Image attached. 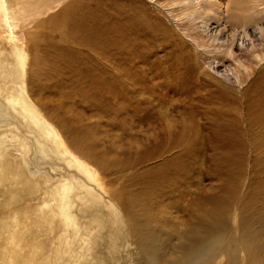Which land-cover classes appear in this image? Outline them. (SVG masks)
<instances>
[{"label": "rangeland", "instance_id": "1", "mask_svg": "<svg viewBox=\"0 0 264 264\" xmlns=\"http://www.w3.org/2000/svg\"><path fill=\"white\" fill-rule=\"evenodd\" d=\"M5 1L21 15L16 56L8 38L0 42V264H264V141L242 95L264 60L236 48L254 73L234 84L245 75L229 56L232 29L217 41L215 22L191 18L186 0ZM214 1L235 24L255 0ZM259 4L260 17L251 15L264 28ZM135 13L168 32L134 34ZM171 53L199 68L175 77ZM108 79L126 82L131 100L116 103L111 83L101 92ZM19 87L40 126L12 104ZM222 92L241 104L221 101ZM237 119L243 145L213 141L215 122ZM204 212L239 235L198 252L175 248L171 236L200 229Z\"/></svg>", "mask_w": 264, "mask_h": 264}, {"label": "bare ground", "instance_id": "2", "mask_svg": "<svg viewBox=\"0 0 264 264\" xmlns=\"http://www.w3.org/2000/svg\"><path fill=\"white\" fill-rule=\"evenodd\" d=\"M259 1L260 0L253 1L252 7L250 9L247 8L248 10L245 9L247 11H243V12L241 11L242 16L240 15L241 17H239L238 23H235V24H232V23L236 19L232 18L233 21L231 19L230 20L224 19V17L221 15V13L218 12L220 7L214 8V7H216V6H214V4H215L214 0H186V1H184V3L181 2L182 5L185 7L186 6H188V7L195 6V9L192 11V14H189V15L191 16V18H194V20H196V21L198 20V22H201V24H203L205 27L211 26L210 22L212 20L215 22V24L217 26L216 31L218 32V33L216 32V34L218 36L216 38L217 41L222 40V38L220 37L222 34H224L223 33L224 31L221 30L222 27H224V29H227V28L232 29L231 30L232 31L231 32L232 40H231V48H229L230 49L229 56L234 61H236L238 63V66L243 71L242 73H244L243 75H245V76H242V74L240 72H237L234 76H232L233 77L232 81L235 80L234 84H236V83L238 85L244 84L242 82L245 81V78H249L254 73V72L250 71L251 70L250 64L246 63L245 61H243V62L237 61V59L235 57L236 52L234 51L236 48L243 54L251 53V56L254 57L255 59H257L260 62V64H262V61L264 60V57L256 54L258 48H263L262 46H264L262 43L264 40V28L261 27L260 21L256 18L255 19L252 18V15H251L252 12H254L255 10H257L259 8V6L261 4V3L259 4ZM237 5H238V3H237ZM182 8L183 7H181V9ZM187 10H189V9H187ZM190 10H191V8H190ZM16 11L17 10L14 9V6H9L7 4V1L0 0V42L3 39L8 38V41L11 42L13 45L12 56H16V54L18 53V47L16 46V39H15V36H13V32L16 29V27H15L16 21L15 20H17L16 18H19L21 13L16 12ZM227 13H228L227 16L229 17L230 13L228 11H227ZM260 13L261 12L258 9L256 15H258V17H260ZM186 16H187V14H186ZM153 27H155V28H153ZM153 27L151 28V25L147 22L146 19H142L140 14L135 13L131 17V21H130L128 30H131L134 34H139L140 32L150 33L153 30L154 31L155 30H162L163 32L165 31V33L168 32V28L167 27L164 28V26H162V24L158 23V24L154 25ZM99 29L101 30L102 33H106V31L103 29V27L100 23H99ZM114 32H115V34H117L118 38L121 40L124 38V36L126 34H128V32L125 31V29H123L120 24H119L118 31L114 30ZM165 37L170 38L169 35H166ZM236 40H237V43H236ZM169 41H170V39L163 40V42H164L163 45L165 48H167V43H169ZM238 41H240V44H238ZM236 44L239 47H237ZM176 51H177V49H176ZM171 55L173 57V61H174L173 63H175L174 65L177 69V71H175V73H174L175 77H178L177 75H178V73L181 72V70H184L186 73H188L192 76L196 72V70H197L196 68H199V66L197 64H196L197 65V67H196L193 59H190L189 63H187L185 61V57L183 55H182L183 56L182 58L178 53L177 54L171 53ZM149 58H150V56H148V60L150 61ZM249 58H247V59H249ZM174 75H172V76H174ZM213 78H214V76H213ZM108 80H109L108 82H102L99 84L101 92L107 93L108 92V83H111V85H113V87H114L113 95L115 96L116 103L118 101H120L121 99L123 100L125 98H127L128 100H131V98L129 97L130 90H129V87L126 84V82L119 80V79L112 80V81L110 79H108ZM137 80L141 81V79H137ZM228 80H230V78ZM130 84L133 86L132 91L133 92L137 91L136 85L133 84L132 82H130ZM148 84H152V83H148ZM137 86H139L138 88L145 89V87L141 86L140 84H137ZM151 88H152L151 86H148L149 91ZM185 88L186 87L183 85V90ZM18 89L21 90L20 94L18 93V96L15 97V100H13L14 102H12V104L14 106H20L21 105L23 107V111L28 112L32 116L31 118H32V120L35 121L37 126L38 125L40 126V123H38L36 115H33L31 113V111H29L28 105L23 100V97H24L23 94L25 92L22 91L21 87H19ZM174 89H175V87H174ZM228 91H229V89H228ZM4 93H5L4 89L0 86V94H4ZM242 93H243L242 95H243V99L245 101V107L247 109V112L252 114L253 120H255L256 125H259L261 127V130H262L261 133L264 134V128H262V123H264V70L259 72L258 75L255 76V80H254L253 84L250 86V89L245 90L244 92L242 91ZM248 96L251 97L250 101H247ZM220 99H221V101L223 100V102L233 101L235 104L239 103V98L237 96H235V94H233L232 92H230V94L222 92ZM228 100H230V101H228ZM239 104H241V101ZM253 108H257L254 111L255 113H253ZM192 113L193 112H190L189 114L192 116ZM223 115L225 116V114H223ZM188 125L190 126V124H188L186 122H184L182 124V130L180 133L181 135H180L179 141H181L182 139H185L187 137ZM213 125H215L214 135L212 137L213 141L214 140L215 141H222V143L225 142V144L230 145L229 143L233 142L236 138H238L240 144L243 145L244 138H243L242 133L240 132L241 130H240V126L238 123V119L229 123V124L228 123H216L215 122ZM194 129H195V127H194ZM229 130H232V133L230 135H226L225 133ZM48 134H47V136H48ZM262 134H259L258 137H259V140L263 142L264 141V135H262ZM55 137H57V136H55ZM89 139H91V138H89ZM57 141H54V142L57 143ZM69 192H70V190L68 189L67 191H65L63 193V195H62L63 199H66V196L68 195ZM66 205H63L64 207H62L63 208L62 214H64L65 216H66V213L64 210L67 207ZM161 211L163 213H165L164 210H160V211H157L156 214H154L155 212H153L151 215H153V217L156 216L155 218H157V216L162 215ZM216 217H218V214H216V213L204 212V214H201L200 219L203 223H202L200 229L191 228L190 230H188L189 232L182 233V234H179L177 236H171L173 238L175 237L174 239H177L179 246H180V247H178L176 245V247L175 246L174 247L178 248L180 250H183V248H185V251L188 253L198 252L205 247L215 245L216 243L221 242L231 232L238 234V228L234 224H232V223H230V224H218V223L212 221ZM222 217H223V215H222ZM151 220H152V222H157V221H160L161 219H160V217L158 219H153L151 216ZM230 240L233 241L232 238H230ZM254 262L262 263V260L256 256L254 258ZM209 263H210L209 261L205 262V264H209Z\"/></svg>", "mask_w": 264, "mask_h": 264}]
</instances>
